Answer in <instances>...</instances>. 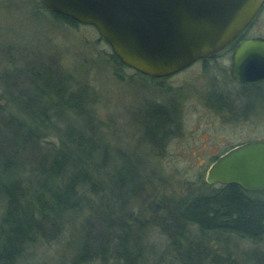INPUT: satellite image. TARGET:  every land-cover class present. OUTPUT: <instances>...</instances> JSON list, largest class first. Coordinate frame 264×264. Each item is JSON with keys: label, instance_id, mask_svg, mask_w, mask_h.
<instances>
[{"label": "trees", "instance_id": "1", "mask_svg": "<svg viewBox=\"0 0 264 264\" xmlns=\"http://www.w3.org/2000/svg\"><path fill=\"white\" fill-rule=\"evenodd\" d=\"M27 1L35 13L79 24L34 3L39 0ZM108 56L122 80L128 67ZM50 64L38 52L0 41V264H25L36 246L54 252L56 244L55 261L38 264H264V191L203 181L204 189L177 200L145 202L143 186L156 174L147 172L148 160L112 147L92 110V95L54 59ZM263 83L240 85L239 96L229 95L242 113L254 109L246 107L253 94L262 100ZM219 91L212 87L211 103ZM152 105L144 118L154 123L155 138L148 130L142 137L162 154L181 124L174 105ZM215 105L236 114L234 107L232 114L225 104ZM134 198L141 213L131 209ZM210 236L247 244L235 255H218Z\"/></svg>", "mask_w": 264, "mask_h": 264}, {"label": "rangeland", "instance_id": "2", "mask_svg": "<svg viewBox=\"0 0 264 264\" xmlns=\"http://www.w3.org/2000/svg\"><path fill=\"white\" fill-rule=\"evenodd\" d=\"M28 3L31 2L0 0V41H12L22 50L38 52L49 64L54 59L64 72L70 73L76 86L86 87L92 95V110L110 145L138 151L142 162H149L147 172L156 173L155 176L149 174L143 186L145 202L156 203L164 198L177 200L191 190L195 193L199 188L204 189L205 172L214 157L242 142L264 139V93L262 100L256 94L249 97L246 107L254 109L242 113L239 100L235 103L229 96L234 92L239 96L240 85L226 80L230 64L227 57L208 60L205 66L196 62L163 81L142 78L134 70L124 68V77L120 80L116 75L119 70L107 60L112 50L94 27L70 26L48 14L35 13ZM247 32L264 37V7ZM214 85L221 90L211 103L209 96ZM218 101L236 114L229 115L225 109L218 108L215 105ZM154 102L174 105L181 124L180 130L165 141L162 154L151 150L142 137L148 130V137L155 138V131L150 128L154 123L144 118L146 112L153 110ZM141 205L140 199L131 200L133 212L141 213ZM208 244L218 255L224 256L244 250L247 243L239 238L223 243L210 236ZM57 246L54 252L36 246V254L25 264H38L39 259L53 263ZM162 259L168 260L165 255ZM149 260L150 263L155 261L154 257Z\"/></svg>", "mask_w": 264, "mask_h": 264}, {"label": "water", "instance_id": "3", "mask_svg": "<svg viewBox=\"0 0 264 264\" xmlns=\"http://www.w3.org/2000/svg\"><path fill=\"white\" fill-rule=\"evenodd\" d=\"M47 10L92 26L120 63L152 78L176 74L230 46L264 0H39ZM230 76L241 85L264 82V37L236 43ZM207 184L264 191V139L234 145L206 169Z\"/></svg>", "mask_w": 264, "mask_h": 264}, {"label": "flooded vegetation", "instance_id": "4", "mask_svg": "<svg viewBox=\"0 0 264 264\" xmlns=\"http://www.w3.org/2000/svg\"><path fill=\"white\" fill-rule=\"evenodd\" d=\"M263 7H264V5L262 6V8H261V10L263 9ZM260 10V11H261ZM259 11V12H260ZM252 23V22H251ZM251 25V24H250ZM249 27L250 26H248V28L230 45V46H228L226 49H224L223 51H221V52H219V53H217L216 55H214V56H212V57H207V58H204V59H199V60H197L196 62H202V65L203 66H205L204 65V63H203V61L204 60H214V59H216V58H218V57H227L229 60H230V58H231V53H232V51H233V48H234V46L236 45V43L237 42H239L240 40H242V39H245V38H249V37H252V36H258V35H252V34H249L247 31H248V29H249ZM262 37V36H261ZM196 62H194V63H196ZM230 62H231V60H230ZM193 63V64H194ZM192 65V64H191ZM190 65V66H191ZM222 69V68H221ZM224 70V72L226 71L227 72V69H225V68H223L222 69V71ZM229 70H230V64H229V67H228V75H229V78H230V80H232L233 82H235L232 78H231V76H230V73H229ZM182 71V70H181ZM180 72V71H179ZM178 73V72H177ZM235 83H237V82H235ZM238 84V83H237ZM238 85H241V84H238Z\"/></svg>", "mask_w": 264, "mask_h": 264}]
</instances>
